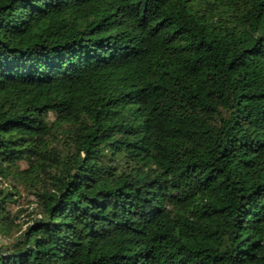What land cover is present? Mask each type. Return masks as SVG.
Here are the masks:
<instances>
[{
    "label": "trees",
    "instance_id": "obj_1",
    "mask_svg": "<svg viewBox=\"0 0 264 264\" xmlns=\"http://www.w3.org/2000/svg\"><path fill=\"white\" fill-rule=\"evenodd\" d=\"M0 236V264H264V0H0Z\"/></svg>",
    "mask_w": 264,
    "mask_h": 264
},
{
    "label": "rangeland",
    "instance_id": "obj_2",
    "mask_svg": "<svg viewBox=\"0 0 264 264\" xmlns=\"http://www.w3.org/2000/svg\"><path fill=\"white\" fill-rule=\"evenodd\" d=\"M30 199H31V197H30ZM22 206H27V204L26 203H19L16 207H15V209H17V210H20V208L22 207ZM29 208H32V206L30 205L29 206ZM14 235V234H13ZM9 241V239L8 238H4V237H2V236H0V243H7Z\"/></svg>",
    "mask_w": 264,
    "mask_h": 264
}]
</instances>
